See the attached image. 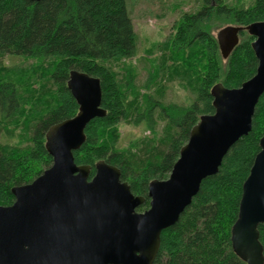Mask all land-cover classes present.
I'll return each instance as SVG.
<instances>
[{
  "label": "trees",
  "instance_id": "obj_1",
  "mask_svg": "<svg viewBox=\"0 0 264 264\" xmlns=\"http://www.w3.org/2000/svg\"><path fill=\"white\" fill-rule=\"evenodd\" d=\"M215 1L203 0L196 12L184 14L176 33L163 43L165 51L183 62L180 77L193 85L196 99L186 105L164 103L150 92L159 77L156 58L147 78L138 82V67L130 61L137 55L138 38L127 0H0V58L55 60L45 85L37 90L32 86V69L17 67L5 76L1 70L5 67L0 69V121L5 127L15 124L14 128L23 121L27 130L16 134L6 127V135L17 136L19 144H0V206L14 202V186L31 183L52 165L46 132L78 113L79 105L68 88L70 71L77 69L100 79L106 115L88 124L86 140L74 152L75 161L91 165L90 177L101 159L119 167L122 181L129 183L135 195L146 198L138 210L147 209L151 180L169 177L192 127L202 115L214 113L212 87L218 82L240 87L257 70L254 37L242 30L240 42L224 61L213 26L224 22L245 27L263 21L264 0H253L250 5ZM18 74L30 82L24 91ZM122 121L142 124L153 136L120 149L115 142ZM160 121L166 127L157 139ZM263 135L264 93L256 105L251 131L229 149L219 171L202 181L179 220L163 230L154 264H247L233 249L231 228ZM259 231L264 248V223Z\"/></svg>",
  "mask_w": 264,
  "mask_h": 264
},
{
  "label": "water",
  "instance_id": "obj_2",
  "mask_svg": "<svg viewBox=\"0 0 264 264\" xmlns=\"http://www.w3.org/2000/svg\"><path fill=\"white\" fill-rule=\"evenodd\" d=\"M242 30L254 37L256 73L237 88L222 82L212 87L214 113L202 115L192 127L169 177L151 180L150 205L143 212L137 209L146 198L122 181L119 167L101 159L90 177L91 165L75 161L74 152L86 140V127L106 110L100 79L72 69L68 88L78 113L47 130L45 146L52 165L31 183L14 186V202L0 206V264H154L163 230L179 220L202 181L219 171L229 149L252 129L264 93V20L245 27L227 25L216 38L227 59ZM262 223L264 135L231 228L233 249L247 264H264Z\"/></svg>",
  "mask_w": 264,
  "mask_h": 264
},
{
  "label": "rangeland",
  "instance_id": "obj_3",
  "mask_svg": "<svg viewBox=\"0 0 264 264\" xmlns=\"http://www.w3.org/2000/svg\"><path fill=\"white\" fill-rule=\"evenodd\" d=\"M237 1H239V4L241 2V5H250L253 2V0H222V2L228 4L231 2L236 3ZM213 3L216 4V1L213 0ZM127 6L131 13L138 38L137 55L130 60L138 67V82L142 83L147 78L148 69L152 66L151 61L153 58H156V65H160L156 71V74L159 73V77L150 88V92H153L164 103L177 102L186 105L192 103L196 99L194 89L191 88L193 85L188 84L187 81H183L184 79L180 77L181 65L184 64L181 60L173 58L169 51H165L168 49L163 48V43L166 42L167 38L176 33L182 16L186 13H194L200 9L203 6V0H127ZM227 25L234 24L222 22L218 26H213V34L216 36L218 30ZM241 38L242 35H240ZM223 60L225 61V59ZM54 63L55 60L45 62L22 56L9 55L0 58V69L5 67V69H1L4 70L3 76L7 75L9 71L13 72L17 67L32 69V75L35 79L32 86L33 90H37L36 88L39 89L45 85L48 70L52 69ZM18 75L19 80L20 78L22 79L18 81L19 87L24 91L26 84H30V82L28 79H24L23 74ZM141 92L145 91L142 89ZM35 94L37 95V92ZM5 125L7 124L0 121V144L18 146V137L10 138V135H6V129L15 130L16 134H26L27 130L23 121L19 122V126L16 128H14L15 124L12 123L6 126L7 128ZM164 126L165 123L160 121V124L157 126V132L160 133L157 139L164 134ZM117 135L116 147L129 149L132 145L136 146L140 141L143 143L145 136H150L151 133L142 124L136 125L131 121H122L117 126ZM27 145L25 143L24 147Z\"/></svg>",
  "mask_w": 264,
  "mask_h": 264
}]
</instances>
